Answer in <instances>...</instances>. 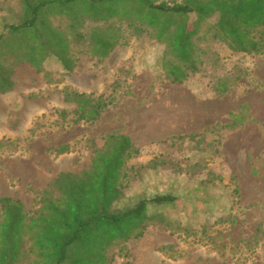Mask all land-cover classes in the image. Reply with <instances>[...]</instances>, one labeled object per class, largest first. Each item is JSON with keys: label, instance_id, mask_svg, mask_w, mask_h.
I'll list each match as a JSON object with an SVG mask.
<instances>
[{"label": "rangeland", "instance_id": "374dc122", "mask_svg": "<svg viewBox=\"0 0 264 264\" xmlns=\"http://www.w3.org/2000/svg\"><path fill=\"white\" fill-rule=\"evenodd\" d=\"M20 12L19 0H0V32ZM114 33L123 44L102 60L76 45L68 74L54 57L37 72L0 56V76L14 83L0 93V197L31 213L37 190L87 168L106 134H126L139 153L127 162L121 203L173 194L174 204L158 210L176 229L150 224L124 248L112 246L109 264H264V55L200 40V70L171 83L161 44L125 23ZM66 87L113 103L94 123L60 119L56 110L74 108L62 99ZM61 144L68 151L55 154Z\"/></svg>", "mask_w": 264, "mask_h": 264}, {"label": "trees", "instance_id": "16d2710c", "mask_svg": "<svg viewBox=\"0 0 264 264\" xmlns=\"http://www.w3.org/2000/svg\"><path fill=\"white\" fill-rule=\"evenodd\" d=\"M20 15L0 32V56L25 62L35 71L54 57L68 74L76 59L73 48L85 45L90 56L108 57L120 44L115 23L146 33L161 44V65L171 83H184L200 70L197 42L211 38L229 53L264 55V0H19ZM210 18H214L209 22ZM11 58V59H10ZM226 80L219 83L221 94ZM0 76V93L13 87ZM70 111L56 110L60 119L73 114L75 122L94 123L112 105L103 94L63 88ZM7 139H0V148ZM55 154L68 145L52 147ZM139 149L122 133H108L92 150L87 168L61 172L36 191L37 207L25 210L16 197H0V264H109V249L143 235L159 223L173 224L159 211L177 197L159 193L121 203L127 162Z\"/></svg>", "mask_w": 264, "mask_h": 264}]
</instances>
